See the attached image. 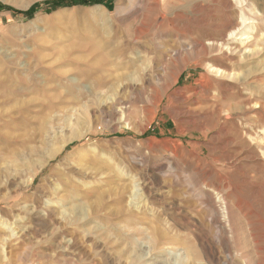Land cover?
<instances>
[{"label": "rangeland", "instance_id": "obj_1", "mask_svg": "<svg viewBox=\"0 0 264 264\" xmlns=\"http://www.w3.org/2000/svg\"><path fill=\"white\" fill-rule=\"evenodd\" d=\"M46 1L0 0V264H264V0Z\"/></svg>", "mask_w": 264, "mask_h": 264}, {"label": "bare ground", "instance_id": "obj_2", "mask_svg": "<svg viewBox=\"0 0 264 264\" xmlns=\"http://www.w3.org/2000/svg\"><path fill=\"white\" fill-rule=\"evenodd\" d=\"M236 1V0H235ZM238 1V0H237ZM236 1V2H237ZM240 1V0H239ZM129 3H128V5H126V7H124L123 8V10H122V12H131L132 13V11H134V12H136L138 9H140V5L138 4V2L135 0H130V1H128ZM141 4V3H140ZM143 6V5H142ZM121 8V4H120V2H118L117 4H116V7H115V9L116 10H119ZM145 9V8H144ZM167 9H169V8H167ZM169 11V10H168ZM124 13V14H125ZM66 142V139H61V141H60V144L56 147V148H54V149H52L50 152H49V154H48V156H46L41 162H40V165H39V168L40 167H42L51 157H53V156H55L56 155V153L61 149V147H62V145L64 144ZM30 180V185H31V183H32V181H33V178H31V179H29ZM29 184V183H28ZM10 197V196H9ZM14 197V196H13ZM13 197H12V199H13ZM11 198H10V200H12ZM14 201V200H13ZM218 217V216H217ZM154 234L155 235H160L161 233H162V230H161V232H160V230H158L157 228H155L154 229ZM163 234V237H164V233H162ZM163 240V239H162ZM173 254H175V253H173ZM171 255V254H170ZM212 258L214 257V255H213V253H210L209 254ZM174 257V256H173ZM181 258H183V257H181ZM138 257L136 256V255H134L133 257H132V259H131V261L132 262H136V261H138ZM175 259V258H174ZM177 260H179V259H176V261ZM179 262V261H178ZM177 262V263H178Z\"/></svg>", "mask_w": 264, "mask_h": 264}, {"label": "trees", "instance_id": "obj_3", "mask_svg": "<svg viewBox=\"0 0 264 264\" xmlns=\"http://www.w3.org/2000/svg\"><path fill=\"white\" fill-rule=\"evenodd\" d=\"M45 5H49L53 8L59 7L61 5H73V4H105L110 6L109 2L106 0H52V1H46L44 2ZM38 5H34L30 7L27 11L21 12L25 15H31L33 12L37 9ZM0 8L9 9L6 7H3L0 4Z\"/></svg>", "mask_w": 264, "mask_h": 264}]
</instances>
